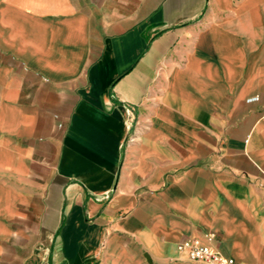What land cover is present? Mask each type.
Instances as JSON below:
<instances>
[{
    "label": "crops",
    "instance_id": "1",
    "mask_svg": "<svg viewBox=\"0 0 264 264\" xmlns=\"http://www.w3.org/2000/svg\"><path fill=\"white\" fill-rule=\"evenodd\" d=\"M210 232L264 264V0H0V264Z\"/></svg>",
    "mask_w": 264,
    "mask_h": 264
},
{
    "label": "built area",
    "instance_id": "2",
    "mask_svg": "<svg viewBox=\"0 0 264 264\" xmlns=\"http://www.w3.org/2000/svg\"><path fill=\"white\" fill-rule=\"evenodd\" d=\"M257 101H259L258 96L248 100L249 103ZM203 238L206 243L196 238L184 239L177 248L179 252L186 254L190 261L199 264H240L235 258L227 257L219 251L215 245L217 241L215 233H205Z\"/></svg>",
    "mask_w": 264,
    "mask_h": 264
}]
</instances>
